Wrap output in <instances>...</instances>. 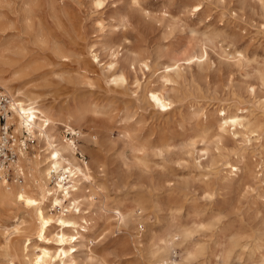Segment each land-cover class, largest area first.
<instances>
[{"label": "rangeland", "instance_id": "obj_1", "mask_svg": "<svg viewBox=\"0 0 264 264\" xmlns=\"http://www.w3.org/2000/svg\"><path fill=\"white\" fill-rule=\"evenodd\" d=\"M0 21L1 93L21 88L53 113L88 168L71 212L85 226L69 251L77 264H161L162 232L168 264H264V0H0ZM221 107L242 117L236 131L218 129ZM8 112L0 264H28L38 223L16 194L38 197L45 145L21 139Z\"/></svg>", "mask_w": 264, "mask_h": 264}, {"label": "bare ground", "instance_id": "obj_2", "mask_svg": "<svg viewBox=\"0 0 264 264\" xmlns=\"http://www.w3.org/2000/svg\"><path fill=\"white\" fill-rule=\"evenodd\" d=\"M194 7L198 8V6ZM193 56L188 59H191ZM93 57L96 58L98 56L95 54ZM199 57H202V54H200ZM176 67L178 68L179 66L177 65ZM112 78L114 81H117L121 78V75L112 74ZM1 86L5 89L7 94L12 97V99L9 100V107L8 105L7 107L14 117L16 126L15 130L19 133L21 139H23V132L25 131L35 135L45 145L43 149V160H46V163L42 168L37 169V171H40L42 175V181L37 186V189L39 190L38 197H32L23 188L19 189L16 194V197L26 206L34 209L36 221L38 223L36 230V238H38V240H35V244L32 246H29L28 244L24 246V249L27 251L25 254L26 257L27 255L29 256L28 248L32 247L31 258L29 257L28 264H49L51 262L56 264H77L76 260L73 259V256L69 251L73 250L76 244L75 241L78 238V242L84 238V235L82 231L80 232L79 228H84L85 226L74 220L71 212L77 208L79 198L85 197L83 190L79 187V180L81 177L86 176L85 170L88 168L85 163H82L81 165L75 157V145L72 140L63 141L61 138L56 137L57 133L55 134L53 129L57 124L53 113L43 109L38 104L36 99L31 97H26L25 99L17 98L22 95L21 88L11 92L8 85L1 84ZM158 91L152 89L149 90L147 100L153 106L166 110V107L170 106L171 100ZM217 116L218 129L222 132L228 131L230 126H232L233 130L236 131L237 125H241L243 120L237 113H229L224 107L218 109ZM67 125L69 126V129L73 131L74 128H72L69 124ZM25 161L29 162V164H32L33 166H38L40 163L38 160H29L26 159V157ZM230 166L233 168L232 171L236 172L239 170L236 163ZM52 178L55 179L53 180ZM51 179L54 184L53 186L48 187L47 183ZM62 180H64V182ZM65 180H67V183ZM68 182H71L72 184L69 185ZM2 185L4 186V183L0 182V186ZM47 198L50 201L51 208H60L58 215L55 217L46 212L42 204L44 199ZM30 201H33L34 203H30ZM115 213L121 219L124 218L123 211L115 209ZM52 224L55 225L57 231L53 234L54 244H49L48 242L50 241V238L48 235ZM69 232L72 233L69 234ZM162 233L163 234L157 235L153 238L155 242L152 246H155V249L151 250V254L154 256L157 254L162 255L159 258L160 263L168 264L169 261L167 262V259L164 258V256L170 252L171 245L167 243L168 240L166 241V232ZM179 235L181 239L184 240L189 236V232L181 231ZM26 240L30 241L31 238L26 237ZM173 246H178V243H174ZM190 256L191 253L187 252L185 258ZM262 261L264 262V257H262Z\"/></svg>", "mask_w": 264, "mask_h": 264}, {"label": "built area", "instance_id": "obj_3", "mask_svg": "<svg viewBox=\"0 0 264 264\" xmlns=\"http://www.w3.org/2000/svg\"><path fill=\"white\" fill-rule=\"evenodd\" d=\"M9 98L1 93L0 90V174L5 176L7 169H5L4 164L8 159L15 158V146L11 145V141H15L14 135H12L11 124L8 121V104ZM12 146V147H11ZM15 151V153H14ZM13 162V161H12ZM18 173H22L20 170ZM8 176V174H7ZM9 178V177H7Z\"/></svg>", "mask_w": 264, "mask_h": 264}, {"label": "snow or ice", "instance_id": "obj_4", "mask_svg": "<svg viewBox=\"0 0 264 264\" xmlns=\"http://www.w3.org/2000/svg\"><path fill=\"white\" fill-rule=\"evenodd\" d=\"M99 6V5H98ZM30 203H34L33 201H30Z\"/></svg>", "mask_w": 264, "mask_h": 264}]
</instances>
